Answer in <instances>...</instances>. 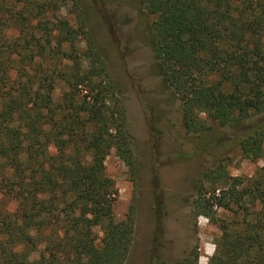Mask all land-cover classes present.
<instances>
[{
	"label": "trees",
	"instance_id": "1",
	"mask_svg": "<svg viewBox=\"0 0 264 264\" xmlns=\"http://www.w3.org/2000/svg\"><path fill=\"white\" fill-rule=\"evenodd\" d=\"M139 1L154 17L157 73L187 132L247 123L241 156L261 159L264 0ZM69 3L0 0V264H124L131 246L132 211L114 221L104 167L114 150L133 170L126 109L85 21L62 15ZM203 176L197 214L241 215L219 225L208 264H264V165L250 179Z\"/></svg>",
	"mask_w": 264,
	"mask_h": 264
},
{
	"label": "rangeland",
	"instance_id": "2",
	"mask_svg": "<svg viewBox=\"0 0 264 264\" xmlns=\"http://www.w3.org/2000/svg\"><path fill=\"white\" fill-rule=\"evenodd\" d=\"M75 3L67 4L62 15L85 21L126 109L133 170L114 150L104 161L117 191L114 221L133 215L124 264H208L221 235L219 225L235 226L241 215L216 207L213 220L197 214L200 187L209 188L203 175L250 179L264 165V154L254 162L241 156L237 137L247 123L235 130L206 123L198 134L187 132L179 100L157 73L150 43L154 17L139 0ZM62 90L57 83L55 100ZM7 209H13L12 203ZM94 235L98 244L103 233L96 228Z\"/></svg>",
	"mask_w": 264,
	"mask_h": 264
}]
</instances>
